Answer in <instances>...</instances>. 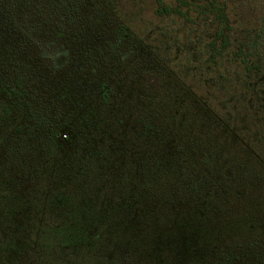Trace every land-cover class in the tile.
<instances>
[{
    "label": "trees",
    "instance_id": "1",
    "mask_svg": "<svg viewBox=\"0 0 264 264\" xmlns=\"http://www.w3.org/2000/svg\"><path fill=\"white\" fill-rule=\"evenodd\" d=\"M156 1V16L174 14L187 32L210 25L208 48L225 45L224 1ZM145 37L115 0H0V213L35 209L36 240L54 234L102 256L90 264H160L162 252L165 264H257L242 226L219 225L223 205L246 227L264 205L250 117L211 112L160 53L174 45ZM248 44L234 52L256 99Z\"/></svg>",
    "mask_w": 264,
    "mask_h": 264
},
{
    "label": "rangeland",
    "instance_id": "2",
    "mask_svg": "<svg viewBox=\"0 0 264 264\" xmlns=\"http://www.w3.org/2000/svg\"><path fill=\"white\" fill-rule=\"evenodd\" d=\"M161 1L172 2V0ZM222 1L225 3L230 29L226 33V43L223 47L220 46L219 39L215 41V46L219 48L218 52L209 49L206 44L212 31L210 25L206 27L205 32H200L202 24L197 27L193 25L192 27H196L195 30L187 32L188 22L184 24L182 19L174 14L155 15L156 0H115V3L118 11L129 19L139 33H145L146 40L154 44L157 49L162 44L172 43L174 45L171 48L163 49L160 53L174 68V76L179 75L183 78L192 95L203 100L211 112L224 119L232 117L248 119L250 117L252 124L248 121L244 123L247 128H252L253 132L246 138L255 141L252 147L257 155L260 151L264 160V121L260 122L259 120L264 112V0ZM253 41H255V48L250 50ZM239 42L249 43L243 48L244 52L250 51L243 56V60H246L248 64L258 63L257 68L252 67V70L257 71V79L261 78L262 80L258 87V93H255L258 97L256 99L246 88L245 82L252 80L253 76L247 73L243 74L241 54L234 52ZM261 140L263 141L261 142ZM257 168L259 169V167ZM42 170L45 172L44 169ZM259 171L260 176H264V166H261ZM254 186L256 189L253 190H260V184ZM142 206H148V203ZM27 209L25 206L16 205L13 206V211L0 213V242L9 254L5 258L2 253L0 264H90L92 260L102 257L93 255L92 250L90 252L81 251V248L76 250L73 248V244L69 246L67 241L62 239L59 241L57 237L56 240L53 237L54 234L52 236L42 235L40 237L42 243L36 240L35 221L37 220L35 217L37 219L38 216L33 215L35 209L31 210L29 207ZM222 209L225 221L219 225L223 227L228 222H231V225L239 223L242 227L237 229L238 234L242 236V239H246L245 243H249L250 253L256 257L257 264H264V205L256 206L255 204L251 207L254 214L250 221V227L244 226L246 224L243 225L241 214L231 215V205H223ZM189 211L187 217L191 222L195 213L192 212L193 208L191 207ZM38 214H40L39 225L50 224L53 226V219L46 216L43 210H37L36 215ZM247 220L248 218L246 222H248ZM168 229L173 230L171 226H168ZM195 230L201 233L203 231L200 228ZM217 241L223 240L217 239ZM39 244L43 245L41 249H31L32 245ZM200 252L202 253L201 249ZM162 255L164 258L159 257L157 260L160 261V264H165L166 262L162 261L168 259L169 256L166 257L163 252ZM46 256H50L51 259L45 258ZM3 258L5 260L11 258V262H2ZM145 261V264H154L153 259L149 257ZM121 262L118 261V263ZM143 263L144 261H141L139 264ZM133 264L138 263L133 262Z\"/></svg>",
    "mask_w": 264,
    "mask_h": 264
}]
</instances>
